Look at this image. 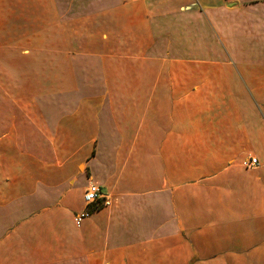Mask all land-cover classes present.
<instances>
[{"label":"crops","instance_id":"crops-1","mask_svg":"<svg viewBox=\"0 0 264 264\" xmlns=\"http://www.w3.org/2000/svg\"><path fill=\"white\" fill-rule=\"evenodd\" d=\"M0 264H264V0H0Z\"/></svg>","mask_w":264,"mask_h":264},{"label":"built area","instance_id":"built-area-1","mask_svg":"<svg viewBox=\"0 0 264 264\" xmlns=\"http://www.w3.org/2000/svg\"><path fill=\"white\" fill-rule=\"evenodd\" d=\"M246 167L256 166V157L249 156L245 159ZM84 209L74 215V223L80 225L82 220L100 207L110 204V197L102 190L101 186L90 182L83 193Z\"/></svg>","mask_w":264,"mask_h":264}]
</instances>
